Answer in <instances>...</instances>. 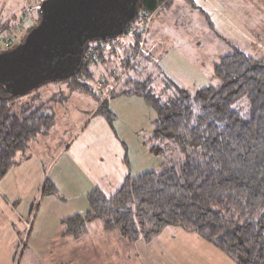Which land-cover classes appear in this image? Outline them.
Returning a JSON list of instances; mask_svg holds the SVG:
<instances>
[{
    "label": "trees",
    "instance_id": "trees-1",
    "mask_svg": "<svg viewBox=\"0 0 264 264\" xmlns=\"http://www.w3.org/2000/svg\"><path fill=\"white\" fill-rule=\"evenodd\" d=\"M162 1L140 0L139 9L154 12ZM37 13L29 31L40 21V9ZM30 14L35 15L24 11L1 18L5 27L0 32L19 26ZM139 36L136 32L126 46L123 81L105 103L123 95L142 96L156 113L146 139L150 149L164 150L153 142L159 138L183 139L193 146V154L178 166L128 174L114 193L94 188L88 194L89 210L62 220L63 234L78 237L98 218L106 230H120L129 240H150L165 227L178 225L198 233L239 264H264V58L232 45L214 65L221 82L192 92L165 75L155 76L160 81L153 78L144 63L150 56L140 58ZM100 42L91 41L86 49ZM114 52L100 50L93 61L83 62L76 74L63 79L67 88L98 98V81L108 86L107 76L116 80L121 74L110 69L105 79L96 78L98 62L122 55ZM135 68L136 75L131 76L129 71ZM25 107L32 111L19 116L10 112L7 100L0 102V180L16 153L53 125L54 115L46 113L47 107ZM107 112L109 120L115 119L108 107Z\"/></svg>",
    "mask_w": 264,
    "mask_h": 264
},
{
    "label": "rangeland",
    "instance_id": "rangeland-1",
    "mask_svg": "<svg viewBox=\"0 0 264 264\" xmlns=\"http://www.w3.org/2000/svg\"><path fill=\"white\" fill-rule=\"evenodd\" d=\"M40 1L0 0V16L7 19L6 16L12 11L23 14L27 7L37 8ZM37 12L38 9H35L32 12L35 13L34 17L30 14V17H25L24 23L17 27L22 25L29 32L34 19L38 16ZM151 23L152 20L150 27ZM1 27L5 26L0 24V29ZM149 30L145 38L139 36L138 52L141 53V59L143 54L148 56L153 54L154 47L148 42ZM260 36L263 39L262 50L254 57L264 58V30ZM132 39L133 36H125L124 44L118 46V52L115 50L114 53L122 54L121 56L117 55L95 65L98 69L96 78L102 75L105 79L110 69H114L117 74L121 73L116 80L113 76H107L108 86L104 85L103 80L98 81L97 88L100 90L98 98L69 90L63 80L45 82L33 91L17 97H7V91L0 86V102L7 100L11 113L27 115L32 110L26 109L25 105H31L47 107L46 113L54 115L51 129L45 134L38 135L29 143L26 150L16 153L7 177L0 181V224L3 222L7 226L6 234L5 230L2 233L5 234L3 239L0 236V264H39L41 261L38 257L29 256L28 251L23 253L27 237L21 220L29 219L24 221L26 228L29 229L30 219L33 220L36 215L37 218L54 214L56 216L59 213L55 210L56 207L59 209L67 204L74 206L81 199L84 201L85 196L82 195L92 187L90 179L97 185H103L108 194L114 193L125 178L121 174L118 188L109 192L110 175L116 177L117 174L120 175L118 171L120 166L116 163L122 162L121 167L126 170V175L131 173L132 176H137L171 165L178 166L193 154V146L183 139L154 140V143L164 149L161 152H154L149 144L142 143V139L151 135L153 120L156 117L154 109L144 99L137 101L134 97L131 99L116 97L105 103L118 83L123 81L125 72L121 70L123 68L121 59ZM149 60L146 59L144 63ZM171 65L174 66L175 63ZM135 67L138 68L139 65ZM136 68L130 69L131 76L136 75L134 73ZM146 69L151 72L148 65ZM215 78L214 82H210L213 85L221 82L217 76ZM200 85L199 83L193 85L195 89L191 91L195 92L202 87ZM107 107L116 114L112 121L109 120ZM24 109L25 112H22ZM109 155L113 156V159L116 156L119 158L114 162L103 163L102 159ZM52 186L56 187L55 191L52 190ZM50 207H53L51 211ZM179 239L187 247L185 250L195 244V240L182 241V237ZM217 250L223 252L218 247ZM223 256L230 264H233L232 262L239 264L233 259L229 261L231 257L226 254ZM205 259L209 260L207 257ZM185 260L187 262V259ZM193 263L188 259V264ZM214 264L223 262L216 259Z\"/></svg>",
    "mask_w": 264,
    "mask_h": 264
},
{
    "label": "crops",
    "instance_id": "crops-1",
    "mask_svg": "<svg viewBox=\"0 0 264 264\" xmlns=\"http://www.w3.org/2000/svg\"><path fill=\"white\" fill-rule=\"evenodd\" d=\"M263 30L264 0H164L154 11L148 34V42L154 49L146 63L157 81H160L159 75H165L178 82V85L183 84L180 85L183 88L195 89L198 83L204 87L216 80L214 65L221 56L232 50V45L253 56L258 54L262 50L260 33ZM173 63L174 66L171 65ZM131 97L137 98V101L144 99L139 95L119 96L127 99ZM146 139H142L143 144H146ZM112 157H105L103 163L114 162L119 158ZM116 164L120 166V175H110L109 192L118 188L121 174L124 177L131 174L126 175L121 161ZM90 182L91 189L82 195L85 196L84 201L81 199L74 206L67 204L59 209L56 207L55 210L59 212L56 216L37 218L36 215L33 220L30 219L29 229L24 222L29 219L21 220L27 237L24 254L28 251L29 256L38 257L41 261L39 264H188V259L193 264H214L216 259L223 264H230L223 256L226 254L230 257L227 253L223 250L219 252L216 245L198 233L178 225L165 227L150 240H129L119 230H106L103 220L98 218L88 224L82 235H64L62 220L89 210L90 191L100 188L108 194L103 185H97L92 179ZM52 209L50 207L49 211ZM4 226L2 222V239L7 232V226ZM4 230L5 234L2 235ZM179 237L183 238L182 241L195 240V244L185 250L187 247Z\"/></svg>",
    "mask_w": 264,
    "mask_h": 264
},
{
    "label": "water",
    "instance_id": "water-1",
    "mask_svg": "<svg viewBox=\"0 0 264 264\" xmlns=\"http://www.w3.org/2000/svg\"><path fill=\"white\" fill-rule=\"evenodd\" d=\"M139 2L43 0L39 23L23 42L0 52L1 88L17 97L76 74L86 45L125 33L139 14Z\"/></svg>",
    "mask_w": 264,
    "mask_h": 264
},
{
    "label": "built area",
    "instance_id": "built-area-1",
    "mask_svg": "<svg viewBox=\"0 0 264 264\" xmlns=\"http://www.w3.org/2000/svg\"><path fill=\"white\" fill-rule=\"evenodd\" d=\"M35 9H40V4L35 7H27L24 11L26 14H29L33 12ZM154 12H148V11H139V14L136 18V20L131 24V26L127 29L125 33H123L120 36L101 40L99 44L93 45L92 43L89 44L87 49L84 53V62H90L93 61L99 51H103L105 53L111 52L114 50H118V46L124 44L123 39L125 40V36H133L136 32H139L143 38L148 33V30L150 28V22L153 18ZM26 27H14L12 29L4 30L0 32V50L5 51L14 48L21 42H23V39L26 38L28 35V31L25 29ZM28 32V33H27Z\"/></svg>",
    "mask_w": 264,
    "mask_h": 264
}]
</instances>
